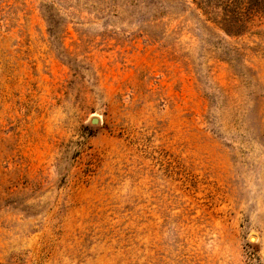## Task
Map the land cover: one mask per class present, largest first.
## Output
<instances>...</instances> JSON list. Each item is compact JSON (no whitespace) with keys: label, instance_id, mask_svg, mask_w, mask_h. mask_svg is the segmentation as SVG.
<instances>
[{"label":"rangeland","instance_id":"374dc122","mask_svg":"<svg viewBox=\"0 0 264 264\" xmlns=\"http://www.w3.org/2000/svg\"><path fill=\"white\" fill-rule=\"evenodd\" d=\"M0 264H264V0H0Z\"/></svg>","mask_w":264,"mask_h":264}]
</instances>
